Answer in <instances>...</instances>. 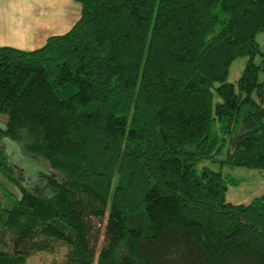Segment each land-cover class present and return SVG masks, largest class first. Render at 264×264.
Instances as JSON below:
<instances>
[{
	"label": "trees",
	"instance_id": "1",
	"mask_svg": "<svg viewBox=\"0 0 264 264\" xmlns=\"http://www.w3.org/2000/svg\"><path fill=\"white\" fill-rule=\"evenodd\" d=\"M72 1L65 33L0 47V179L17 193L0 264L53 242L61 264H264V194L230 204L234 180L206 165L225 147L220 164L264 172V0ZM2 141L55 174L16 179Z\"/></svg>",
	"mask_w": 264,
	"mask_h": 264
},
{
	"label": "rangeland",
	"instance_id": "2",
	"mask_svg": "<svg viewBox=\"0 0 264 264\" xmlns=\"http://www.w3.org/2000/svg\"><path fill=\"white\" fill-rule=\"evenodd\" d=\"M255 41L259 44L261 53H264V30L255 36ZM259 57L256 56L254 62L257 63ZM246 61V57H239L233 60L228 68V74L226 82L234 84L238 78L240 71ZM216 96L214 101H216ZM5 120L4 115H0V124ZM1 145L6 152L8 158L12 161H17L18 166L14 171V177L27 184H31L30 180L38 181L42 177L49 176L53 173L52 170L47 166L46 162L39 157L31 158L25 162L19 155V149L16 146L10 145L9 143ZM6 146V147H5ZM225 147L221 149L218 154L216 161L206 163V165L213 171H220L222 174L228 175L234 180L233 185H228L225 192V201L233 204H248L255 197L264 194V172L258 169H248L245 167H229L227 165L220 164V160L224 157ZM20 167V168H19ZM1 180V179H0ZM0 186V201L4 200L3 194L7 192L6 189L16 193V190L4 181ZM3 186V187H2ZM5 187V190L3 189ZM12 198V197H10ZM92 225L95 229H98L97 243L95 245V252L98 251L102 241L103 222L99 223L92 221ZM11 234L0 228V240L3 241L7 248H10ZM54 250L52 253L37 252L28 257L25 260V264H61L64 260L67 247L60 242H53Z\"/></svg>",
	"mask_w": 264,
	"mask_h": 264
},
{
	"label": "crops",
	"instance_id": "3",
	"mask_svg": "<svg viewBox=\"0 0 264 264\" xmlns=\"http://www.w3.org/2000/svg\"><path fill=\"white\" fill-rule=\"evenodd\" d=\"M79 10L72 0H0V47L37 49L68 31Z\"/></svg>",
	"mask_w": 264,
	"mask_h": 264
}]
</instances>
